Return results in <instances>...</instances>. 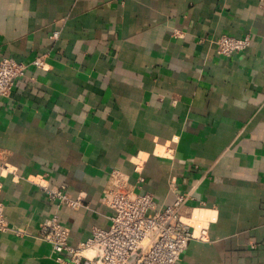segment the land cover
<instances>
[{
	"label": "crops",
	"instance_id": "0c3cea01",
	"mask_svg": "<svg viewBox=\"0 0 264 264\" xmlns=\"http://www.w3.org/2000/svg\"><path fill=\"white\" fill-rule=\"evenodd\" d=\"M221 35L250 44L221 56ZM3 58L27 68L0 97V202L24 231L0 232V264H60L37 238L54 214L72 246L107 229L114 169L161 206L187 195L177 264H264V0H0Z\"/></svg>",
	"mask_w": 264,
	"mask_h": 264
},
{
	"label": "built area",
	"instance_id": "2783aa9c",
	"mask_svg": "<svg viewBox=\"0 0 264 264\" xmlns=\"http://www.w3.org/2000/svg\"><path fill=\"white\" fill-rule=\"evenodd\" d=\"M53 37H57V33ZM212 43L218 55L230 57L244 51L250 38L221 35ZM30 65L43 68L44 57H36ZM26 68V64L11 58L0 60V97L9 94L14 82L25 75ZM3 168H7L6 164ZM134 188L126 174L114 169L106 186L105 204L113 211L107 229L94 227L86 241L72 246L68 243L69 228L54 214L40 226L37 238L50 246L60 264H177L181 253L194 238L190 224L180 213L187 195L177 194L171 204L161 206L152 195L136 193ZM43 190L57 205L73 210L87 207L83 194L71 198L63 187L44 186ZM6 231L18 235L24 232L9 227L4 217V205L0 202V232ZM205 233L202 229L200 238Z\"/></svg>",
	"mask_w": 264,
	"mask_h": 264
}]
</instances>
